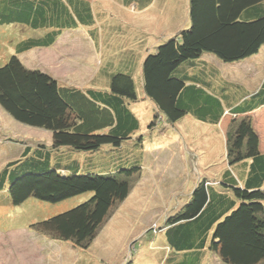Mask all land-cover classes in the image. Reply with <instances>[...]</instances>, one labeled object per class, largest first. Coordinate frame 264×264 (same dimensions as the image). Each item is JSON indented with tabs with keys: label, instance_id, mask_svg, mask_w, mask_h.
Listing matches in <instances>:
<instances>
[{
	"label": "trees",
	"instance_id": "1",
	"mask_svg": "<svg viewBox=\"0 0 264 264\" xmlns=\"http://www.w3.org/2000/svg\"><path fill=\"white\" fill-rule=\"evenodd\" d=\"M152 2L120 0L117 7L144 10ZM185 8L182 29L143 53L138 34L114 16L106 18V11L90 0H0V25L32 33L0 67V108L19 124L51 134L50 145H25L21 158L4 166L0 190L8 189L13 205L31 196L57 203L92 193L86 202L39 224L53 240L79 247L92 242L111 209L128 197L127 178L139 172L140 164L108 174H79V167L73 171L57 163V154L62 148L92 154L133 139L140 144V121L132 110L140 99L129 71L140 66L143 99L152 104L156 120L175 125L190 118L219 134L229 117L238 122L235 140L243 142L240 156L228 155V166L214 173L217 183L200 180L187 203L167 218L158 264H209L210 255L220 264H264V153L258 152L249 118L238 119L264 107V83L246 99L217 70L209 72L205 60L232 65L260 53L264 0H186ZM79 31L94 42L102 37L103 53L116 49L101 56L86 87L65 85L26 68L17 57ZM133 43L130 50H118ZM215 78L220 86H214Z\"/></svg>",
	"mask_w": 264,
	"mask_h": 264
},
{
	"label": "rangeland",
	"instance_id": "2",
	"mask_svg": "<svg viewBox=\"0 0 264 264\" xmlns=\"http://www.w3.org/2000/svg\"><path fill=\"white\" fill-rule=\"evenodd\" d=\"M95 1L107 13L123 17L128 23L143 24L149 35L148 42L146 46L138 44L144 45L148 52L153 50L155 43L158 46L181 30L185 23L186 0H180L183 8L177 4L172 23L159 20L160 11L153 15L149 9L150 12L139 21V13L128 12L126 15L121 11L122 7L119 10L117 0ZM166 23L169 27L165 29ZM31 34L18 27L0 25V67L17 54L20 40ZM60 39L55 48L36 49L17 57L26 68L46 72L65 85L82 88L91 84L101 56L105 58L107 51L106 56L116 51L114 47L115 50L108 49L101 54L87 40L77 43L74 32H67ZM130 47L134 45H123L118 50H130ZM129 71L140 99L132 107L140 121L141 131L137 134L142 137L140 144L133 139L124 142L120 148L104 146L92 154L65 148L57 154V163L68 165L73 171L79 167V174H108L140 164L139 172L127 178L128 197L111 209L93 241L79 247L47 237L41 233L39 224L86 202L92 193L57 203L31 196L13 205L8 189L0 190V264H158L167 218L187 203L200 180L217 183L219 175L214 173L228 166L227 159L240 156L243 142L235 140L238 122L226 119L218 134L213 127L190 118L175 125L166 124L161 118L156 120L152 104L143 99L140 66ZM229 74L233 75V72ZM260 127L264 133V119ZM50 141V132L23 126L0 108V173L6 164L21 158L25 145H50ZM261 147L264 150V143ZM228 155L233 156L228 158ZM208 263L220 264L213 255Z\"/></svg>",
	"mask_w": 264,
	"mask_h": 264
},
{
	"label": "crops",
	"instance_id": "3",
	"mask_svg": "<svg viewBox=\"0 0 264 264\" xmlns=\"http://www.w3.org/2000/svg\"><path fill=\"white\" fill-rule=\"evenodd\" d=\"M90 1L93 3V5H96L95 0H94V2L92 0H90ZM181 2L182 1L178 2V0H153L152 5H150L148 8H145L144 10H139L135 6H132L131 8H128V9L124 8L121 11L126 15L128 14V12L130 14H132L133 12H134V14L139 13L140 14L139 15L140 16L139 21L143 20V18L147 14V12L152 11L153 15H154V13L160 11L158 13L159 20H161V21L165 20L166 22L172 23L174 21V10H176L178 8L177 4L179 3V8H183V6L185 5V4L180 5ZM98 3H100V2H98ZM117 4H121L120 0H118ZM121 7H122V5H119V7H118L119 10ZM149 9H150V11H149ZM166 10L169 11L168 12L169 14L165 12ZM164 13L166 16H163ZM105 16H106V18H109L110 16H114L115 18H117L124 29H126L128 31H133L134 33L138 34L137 36L140 38L139 39L140 42L136 41L137 44L141 43V40H144V45L145 46L147 45L149 35L143 29L144 28L142 26L143 24H139L138 22L128 23L125 21V18L112 15V13H109V12L107 13V11H106ZM137 17L138 16H136L134 18L137 19ZM97 25H98V27H100V25H102L100 19L97 21ZM137 25H141V26L137 27ZM167 26L169 27V23L165 24V26H164L165 29L167 28ZM66 33H64L63 35H65ZM74 34H76L77 43L79 41H83V39H84L85 41L86 40L89 41L88 43L91 44L97 52L103 53V50H105L104 49L105 44H104V42H102L103 41L102 37L97 38L96 41L94 42L93 39L89 38V36L86 35V33H84V32L79 31V32H76ZM63 35L60 38H62ZM158 35H160L161 37H164L163 35H165V34H158ZM98 36H102V35L99 33ZM171 36H173V35H171ZM60 38L50 48H55L56 44L61 40ZM135 44L136 43H133L134 47H135ZM144 45H143V51H144V53H146L148 50L144 49V47H145ZM155 45H156V43H155ZM155 45L153 46V49L156 47ZM106 46H108V45H106ZM50 48H45V50H48ZM33 50H36V49H33ZM30 51H32V50H30ZM262 54H263V59H261ZM205 60H206L207 68H208L209 64L211 66V67L209 66L211 68V69H209V72L212 71V74H213V72H214L213 68L215 70H217L221 74L222 80L226 81L225 84L228 83V84L237 85L238 87H240L241 92H239V94H242V92H243V94L248 95V96H246L247 97L246 99L249 98V95H252V94L254 95L259 90H261V87L264 83V47L260 51V53L258 55H256L255 57H253L249 60H245L243 62L237 63V64L227 65V64L221 63L220 61H217L216 59H212L210 57H208V58L206 57ZM245 66H247V70L245 69ZM229 72H233V75H230ZM217 81L218 80H216V78H215L214 79V86L219 85V81L218 82ZM221 82L222 81H220V83ZM225 84H223V85L221 84V86H224ZM247 117L250 119V121H252L254 119V121H252L253 122L252 128L256 132L258 140H259V143H258V146L260 148L259 153H264V150H262V147H261L264 143V133H263V129L260 127V123H262L263 119H264L263 118L264 117V107L259 109V110L254 111L250 114L242 115L238 119L247 118ZM260 118H261V121H260ZM226 119L228 120L229 117L224 118L221 125L225 122ZM221 125H220V128H221ZM263 189H264V186H263Z\"/></svg>",
	"mask_w": 264,
	"mask_h": 264
},
{
	"label": "clouds",
	"instance_id": "4",
	"mask_svg": "<svg viewBox=\"0 0 264 264\" xmlns=\"http://www.w3.org/2000/svg\"><path fill=\"white\" fill-rule=\"evenodd\" d=\"M194 190V189H193Z\"/></svg>",
	"mask_w": 264,
	"mask_h": 264
}]
</instances>
